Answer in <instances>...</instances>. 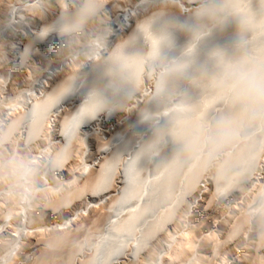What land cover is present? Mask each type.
<instances>
[{
    "label": "bare ground",
    "instance_id": "1",
    "mask_svg": "<svg viewBox=\"0 0 264 264\" xmlns=\"http://www.w3.org/2000/svg\"><path fill=\"white\" fill-rule=\"evenodd\" d=\"M0 264H264V0H0Z\"/></svg>",
    "mask_w": 264,
    "mask_h": 264
},
{
    "label": "rangeland",
    "instance_id": "2",
    "mask_svg": "<svg viewBox=\"0 0 264 264\" xmlns=\"http://www.w3.org/2000/svg\"><path fill=\"white\" fill-rule=\"evenodd\" d=\"M4 98H5L7 101H6V104L3 105V106H4V108H8V107H9V104H7V103L10 102L9 99H10V98L12 99V96L4 95ZM5 99H4V100H5ZM7 106H8V107H7ZM210 213H212V212H210ZM215 214H216V213H215ZM215 214H212V215H213L214 217H217V215H215ZM214 217H213V218H214ZM223 218H224V217H220V218L218 219V221H220V220L222 221ZM213 221H214V220H213ZM221 221H220V222H221ZM210 222L212 223V220H211V219H210L209 221L207 220V222L205 221V223L203 222L201 226L207 225V224H209ZM206 223H207V224H206ZM82 237H83V235L81 234V237L78 239L79 242H80V240L82 241V240L84 239V237H83V238H82ZM236 243H237V242H236Z\"/></svg>",
    "mask_w": 264,
    "mask_h": 264
}]
</instances>
